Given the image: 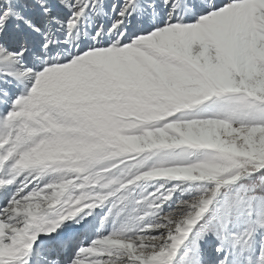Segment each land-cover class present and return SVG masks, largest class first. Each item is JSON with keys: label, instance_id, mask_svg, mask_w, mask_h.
<instances>
[{"label": "snow or ice", "instance_id": "1", "mask_svg": "<svg viewBox=\"0 0 264 264\" xmlns=\"http://www.w3.org/2000/svg\"><path fill=\"white\" fill-rule=\"evenodd\" d=\"M0 264H264V0H0Z\"/></svg>", "mask_w": 264, "mask_h": 264}]
</instances>
